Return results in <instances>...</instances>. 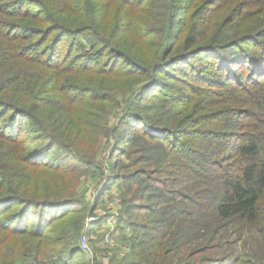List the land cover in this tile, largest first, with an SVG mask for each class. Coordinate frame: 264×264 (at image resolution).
I'll use <instances>...</instances> for the list:
<instances>
[{"label":"trees","instance_id":"obj_1","mask_svg":"<svg viewBox=\"0 0 264 264\" xmlns=\"http://www.w3.org/2000/svg\"><path fill=\"white\" fill-rule=\"evenodd\" d=\"M104 143L127 264H264V0H0V264H90Z\"/></svg>","mask_w":264,"mask_h":264},{"label":"rangeland","instance_id":"obj_2","mask_svg":"<svg viewBox=\"0 0 264 264\" xmlns=\"http://www.w3.org/2000/svg\"><path fill=\"white\" fill-rule=\"evenodd\" d=\"M222 21L223 18L219 22ZM81 43L86 44L85 37L81 38ZM16 70H19L18 66H14L13 71ZM118 103L115 111L111 112L110 127L118 124L124 110V100H118ZM110 143H104L97 153L98 165L102 167L99 171L90 169L87 175L82 176L78 189L88 205L90 214L86 220L85 231L78 242L90 264H127L134 260L128 244L133 232L131 227L122 221V216L124 217L122 211L125 209L121 200L127 187L120 181L110 190L103 191L111 170V167L107 165L109 164V146L113 145ZM118 209L122 210L121 213ZM137 214L139 213H134V215ZM125 221H130V219ZM83 242L85 249L82 246ZM23 261L29 262L28 264H67L62 256L55 252L39 258H35L34 255H25L22 257V263ZM17 264L20 263L17 261Z\"/></svg>","mask_w":264,"mask_h":264},{"label":"built area","instance_id":"obj_3","mask_svg":"<svg viewBox=\"0 0 264 264\" xmlns=\"http://www.w3.org/2000/svg\"><path fill=\"white\" fill-rule=\"evenodd\" d=\"M107 243H109V241H107ZM82 246H83V249H85V244H84V242L82 243Z\"/></svg>","mask_w":264,"mask_h":264}]
</instances>
